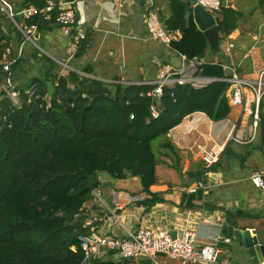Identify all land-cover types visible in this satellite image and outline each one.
<instances>
[{"label": "trees", "instance_id": "1", "mask_svg": "<svg viewBox=\"0 0 264 264\" xmlns=\"http://www.w3.org/2000/svg\"><path fill=\"white\" fill-rule=\"evenodd\" d=\"M45 1L23 0L19 7L39 9L38 16L26 21L36 25L38 33L52 30L50 25L54 24V14L44 19ZM167 9L168 17L160 18L164 27L182 34L170 45V51L186 60L204 58L208 44L193 22L192 3L167 0ZM217 16L221 41L237 29L242 15L228 7L221 8ZM9 37L0 25V60ZM84 49L85 41L75 58L81 57ZM223 66L206 62L199 67L196 75L214 79L205 87H165L157 119L150 116V98L145 94L153 87L148 85L104 83L69 72L66 76L51 74L49 85L47 79L38 77L17 87L21 92L36 87L38 93L49 94L51 102L49 109L42 110L24 98L22 108L14 111L8 102H1V113L8 115L11 126L0 120V264H84L78 236L86 230L82 228L84 218L76 215L99 188L100 173L116 180L138 178L142 194L148 197L137 204L146 210L161 203L149 188L155 182L159 150L176 153L167 138L169 131L193 113H202L212 122L230 115L228 76ZM237 74L243 78L241 69ZM2 76L0 70V83ZM263 98L258 125L261 148ZM157 140L160 144L154 150ZM228 150L229 143L219 161ZM219 161L210 168L212 172ZM113 253L109 251L106 258L93 257L88 264H130L131 260L113 259Z\"/></svg>", "mask_w": 264, "mask_h": 264}, {"label": "crops", "instance_id": "2", "mask_svg": "<svg viewBox=\"0 0 264 264\" xmlns=\"http://www.w3.org/2000/svg\"><path fill=\"white\" fill-rule=\"evenodd\" d=\"M153 2L158 16L161 19L168 17L167 0ZM146 4L147 0H135L119 8L113 0H76L73 5L87 38L83 55L70 62L75 63L72 72L109 81L134 82L153 78L155 73L151 74L150 69L144 71L143 67L152 68L161 58L169 63L174 52L157 42L144 44L140 35L146 31L142 18ZM245 5L250 16L241 17L237 29L220 41L221 55L211 54L208 50L203 59L241 69V76L253 81L256 73L264 69V3L235 0L230 8L242 13ZM0 25L9 34V39L19 40L18 36L13 37L14 31L8 21H1ZM50 28L58 29L56 24H51ZM45 32L52 34V30ZM40 38L39 33L37 40ZM66 44L67 39L63 46L55 42L46 44L54 61L64 58ZM227 46L231 49L229 55L223 52ZM141 53L146 55L147 64H140ZM33 57L29 51L22 59L31 61ZM18 66L14 68V82L19 80ZM29 75L31 72L28 71L26 77ZM250 131V117L243 116L238 107H231L228 118L219 122L210 121L202 113L187 116L167 135L176 150L175 155L164 149L158 152L155 182L149 191L158 195L162 202L149 210L137 204L148 197L142 194L138 178L116 180L100 173L98 190L103 196L102 204L89 201L84 206L100 217L96 225L98 233L123 237L131 229L151 227L180 235L183 230L193 229L199 244H214L217 257L213 264H252L241 238L234 239L233 236L234 230H249L251 236H256L258 243L264 245V192L249 182L253 172L264 176V148L259 145L258 135L254 140H248ZM231 136L243 141L238 143L230 139ZM228 143L229 150L219 161L216 172L211 171V178L206 180L207 192L201 196L188 193L187 189L201 178L200 172L205 169L201 160L203 152L224 149ZM165 258L162 255L141 257L131 260L130 264H170ZM260 264H264V260Z\"/></svg>", "mask_w": 264, "mask_h": 264}, {"label": "built area", "instance_id": "3", "mask_svg": "<svg viewBox=\"0 0 264 264\" xmlns=\"http://www.w3.org/2000/svg\"><path fill=\"white\" fill-rule=\"evenodd\" d=\"M114 5L121 8L124 4L135 0H113ZM234 0H191L192 6L195 4L203 7L209 14L217 16L221 8L232 6ZM74 3H68L63 0H46L44 7V19L50 18V14H54V24L57 25L61 34L67 39L65 47V56L62 60L55 62L62 68L72 72L69 66L70 62L75 59V56L86 40V29L78 21ZM0 9L5 13V19L10 21L13 26L14 35L19 37V40L9 39L5 43L2 57L0 60V70L3 74L0 83V120L7 123V127L11 126L8 120V115L1 113V102L9 103L12 111L22 108L24 98L26 103L36 102L37 107L42 110L50 108L51 96L49 94L42 95L38 93L36 87H31L21 92L13 80L14 68L23 57V44L29 43L36 46L35 35L38 33L36 25L26 23L39 15V9L34 6H26L23 8L14 9L7 2L0 0ZM143 24L145 26L148 37L170 49L173 42H178L181 39L179 30H167L160 17L158 16L153 0H147L143 13ZM230 47L224 49V54H230ZM180 66L170 64L160 65L155 72L153 78L140 81L130 82L125 79H116L109 83L122 85H148L153 89L145 94L150 98L149 112L151 119H157L160 111L158 104L165 87H173L177 84H188L193 88H202L214 81V79L201 77L196 75L199 67L207 61L203 58H193L186 60L185 57L179 56ZM225 73L230 70V74H226L228 78L225 81L229 84L226 92L228 104L230 107H238L241 109L243 116L250 117V136L248 140L252 141L258 135V125L260 122L259 105L264 96V69L256 73V78L251 81L241 78L237 74V70L228 66H223ZM60 76V75H59ZM233 90L230 96L229 91ZM143 95L140 94V97ZM133 119V116H130ZM234 141L241 143V138H231ZM223 148L217 150L209 149L204 151L201 160L204 164V172L192 186L187 189L190 194L202 192L205 194L209 188L206 180L210 179L212 172L210 168L219 161ZM249 182L252 187L264 192V176L259 172H253L249 176ZM94 204H102V199L98 189L91 193ZM85 206V205H84ZM83 207L81 213L76 217L82 216V228L86 230L78 236L80 248L84 253V264H88L93 257L106 258L109 251H113V259L117 260H135L141 257H153L162 255L172 260H178L181 264H213L216 261L217 250L214 244H199L197 241V233L193 229L183 230L180 236L176 235L172 238L168 231L161 229H153L151 227H138L128 231L123 237H114L99 234L96 225L100 221L98 214H92ZM225 242H229L225 239ZM74 251L75 248L71 247ZM155 264V262H153Z\"/></svg>", "mask_w": 264, "mask_h": 264}, {"label": "rangeland", "instance_id": "4", "mask_svg": "<svg viewBox=\"0 0 264 264\" xmlns=\"http://www.w3.org/2000/svg\"><path fill=\"white\" fill-rule=\"evenodd\" d=\"M5 2H7L10 6H12V8L14 9H18L22 3L23 0H3ZM261 2L264 3V0H259ZM235 2V0H234ZM233 2V4H234ZM242 2H246V0H242ZM262 5V4H261ZM251 6H249L250 8ZM260 9H262L261 7H259ZM250 10L247 9V5L244 6V10L242 11L241 15L242 17H249ZM0 14H2L0 16V21L2 22H6L7 19H5V13L3 11H1L0 9ZM4 20V21H3ZM8 24L10 25L9 27L11 28V30L13 31V26L12 23L10 21H8ZM262 31L264 32V28H262ZM40 36L41 38L39 40H36V46L34 47L33 45L29 44V43H24L23 44V50L24 53L27 54L29 51L32 52V54L34 55L33 59L31 61L28 60H20V63H18V78L19 80H15L16 86L17 87H22L27 85L30 82V79L33 77L36 78H43V79H47L48 80V85L50 84L49 82L52 80V76L51 74H54L56 76L60 75L62 76V74H68L69 72H71L68 69H62L52 58V56L49 54V50L46 48L47 45L51 42H55L59 45H64V42L66 40V38L61 34V31L58 29H52V34H47L45 31H41L40 32ZM140 37H142L144 44L146 43V45L148 43H156L155 41L151 40L146 31H143V33L140 35ZM264 39V36H263ZM155 47H153L154 49ZM169 51V50H168ZM38 54L42 57H38ZM139 55H142L143 57L141 58V56H139L140 58V64H147V58H144V53H141ZM24 56V54H23ZM134 57V56H133ZM23 58V57H22ZM58 61H60V58H58ZM169 63L171 65L174 66H180V58L179 56H177L176 54L172 53L171 57L169 58ZM168 61L166 59L161 58V60L158 62L157 65H155L154 67L150 68V66L146 65L145 70L147 69L149 70V72L155 73L159 67V65H163V64H169ZM28 65L30 66V68H28ZM51 65H55L54 67H52ZM70 67H75V63H70L69 64ZM142 69V66H139ZM31 72V75L27 76V73ZM143 71V72H144ZM149 78V77H146ZM145 78V79H146ZM104 83H109V80H101ZM134 81H140V80H134ZM162 140V139H160ZM160 140H157L153 143V149H156V145L160 142ZM103 196H101L102 199ZM167 262H170V264H181L180 261L175 260H169L167 258H165Z\"/></svg>", "mask_w": 264, "mask_h": 264}, {"label": "water", "instance_id": "5", "mask_svg": "<svg viewBox=\"0 0 264 264\" xmlns=\"http://www.w3.org/2000/svg\"><path fill=\"white\" fill-rule=\"evenodd\" d=\"M68 3H74L76 0H63ZM193 22L198 31H200L208 44V50L211 54H219L221 52L220 39L218 33V21L219 17L209 14L203 7L198 4L192 6ZM37 33L35 38H38ZM226 74H230V70H226ZM233 94V90L230 89L229 95ZM172 238H175L176 232H169ZM180 236V235H178ZM234 239L241 238L244 250L246 251L252 264H260L264 260V245H260L256 236H251L249 230H234Z\"/></svg>", "mask_w": 264, "mask_h": 264}]
</instances>
